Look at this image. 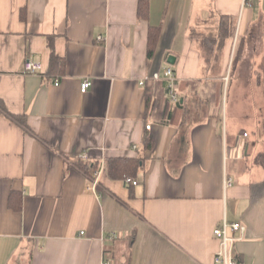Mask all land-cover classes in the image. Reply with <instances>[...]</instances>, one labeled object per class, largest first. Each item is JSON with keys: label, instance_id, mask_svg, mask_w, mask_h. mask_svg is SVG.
I'll return each instance as SVG.
<instances>
[{"label": "crops", "instance_id": "obj_1", "mask_svg": "<svg viewBox=\"0 0 264 264\" xmlns=\"http://www.w3.org/2000/svg\"><path fill=\"white\" fill-rule=\"evenodd\" d=\"M242 4L0 0V264H215L223 219L264 264V0Z\"/></svg>", "mask_w": 264, "mask_h": 264}, {"label": "built area", "instance_id": "obj_2", "mask_svg": "<svg viewBox=\"0 0 264 264\" xmlns=\"http://www.w3.org/2000/svg\"><path fill=\"white\" fill-rule=\"evenodd\" d=\"M247 4V0H243L242 6ZM41 70V63L27 60L24 64V71L26 73H36ZM163 80L167 82V89L170 96V99L173 103H176L179 99L177 90L175 88V76L171 67H167L163 73ZM151 78L155 81L160 79L158 73H154ZM142 83V82H141ZM90 86V81H83L80 86V91L84 92ZM147 128L150 125L146 126ZM246 135V134H245ZM80 157H85V155H80ZM97 174V173H96ZM123 181L126 184L136 185L137 181L133 180L130 177H125ZM97 176L91 178L89 184L87 185L88 190L96 188ZM231 180L227 179L225 185H230ZM245 232V226L239 221L229 222L226 219H223L222 222L213 229V236L219 242V248L214 254V263L215 264H239L237 254L235 251V243L241 239L243 233ZM81 234L83 232L81 231ZM105 264H109L106 262Z\"/></svg>", "mask_w": 264, "mask_h": 264}, {"label": "trees", "instance_id": "obj_3", "mask_svg": "<svg viewBox=\"0 0 264 264\" xmlns=\"http://www.w3.org/2000/svg\"><path fill=\"white\" fill-rule=\"evenodd\" d=\"M138 16L140 18H146L148 14V3L147 1H141L138 5ZM158 28H150L149 34H148V56H151V53L153 52L154 45L156 43V38L158 35ZM238 50V48H237ZM236 62V58H234L233 63ZM162 79H159L157 81H160ZM162 85V83H161ZM176 86V82H175ZM168 90V89H167ZM171 102V101H170ZM181 102L177 101L174 103L175 106H180ZM11 117V115H10ZM13 119H15L17 122H19L21 125L25 126L27 128L24 119L20 116H12ZM148 141L146 142V145ZM149 146V145H148ZM264 158V155L261 156ZM139 161L136 158H130V157H121V158H114L109 161V173L113 177H118L121 179H124L125 177L134 178L136 174V170L138 168ZM239 262V261H238Z\"/></svg>", "mask_w": 264, "mask_h": 264}, {"label": "rangeland", "instance_id": "obj_4", "mask_svg": "<svg viewBox=\"0 0 264 264\" xmlns=\"http://www.w3.org/2000/svg\"><path fill=\"white\" fill-rule=\"evenodd\" d=\"M234 40H235V37H234ZM236 41H237V42H236ZM234 43H238V40L236 39ZM235 56H236V55H235ZM231 59H232V55H231ZM231 59H230V61H232ZM234 86H235V87H234ZM234 88L239 90V89H242L243 87H242V85L240 84V82L235 81V79L231 80V86H230L229 91H225V92H226V95H225L226 100L231 98V90H233ZM237 98H238V100L240 101L241 99H243V96H242V97H241V96H238ZM260 99H261V98H260ZM250 100H252V98H250ZM245 103H246V102H244L243 100L239 102L240 105H243V104H245ZM250 105H251L252 109H254V107H253L254 103H251ZM255 118H258V117H257V115L254 114V115H253V119H252L251 122H253V120H254ZM240 124H241V126H246L247 123H246V121H243V122H241Z\"/></svg>", "mask_w": 264, "mask_h": 264}, {"label": "water", "instance_id": "obj_5", "mask_svg": "<svg viewBox=\"0 0 264 264\" xmlns=\"http://www.w3.org/2000/svg\"><path fill=\"white\" fill-rule=\"evenodd\" d=\"M173 61V60H172Z\"/></svg>", "mask_w": 264, "mask_h": 264}]
</instances>
